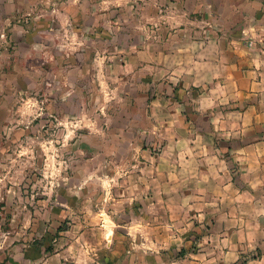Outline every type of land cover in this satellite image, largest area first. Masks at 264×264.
I'll return each instance as SVG.
<instances>
[{"label":"crops","instance_id":"0c3cea01","mask_svg":"<svg viewBox=\"0 0 264 264\" xmlns=\"http://www.w3.org/2000/svg\"><path fill=\"white\" fill-rule=\"evenodd\" d=\"M141 1L147 21L131 27L132 41L123 21L131 0H99V15L81 13L84 28L70 25L64 42L40 15L15 24L0 67L19 63L12 72L25 89H41L61 75L60 61L86 67L91 51L107 76L135 79L126 120L150 148L137 151L146 178L138 173L133 188L201 221L211 209L195 264H264V0Z\"/></svg>","mask_w":264,"mask_h":264},{"label":"rangeland","instance_id":"374dc122","mask_svg":"<svg viewBox=\"0 0 264 264\" xmlns=\"http://www.w3.org/2000/svg\"><path fill=\"white\" fill-rule=\"evenodd\" d=\"M131 1L123 11L130 41L137 38L131 27L147 21L142 1ZM101 5L0 0V62L15 24L32 25L40 15L37 21L54 30L47 33L64 42V30L83 29L82 14L99 15ZM105 51L116 53L107 43ZM95 54L86 52V67L60 61L61 75H49L54 82L41 89H25L14 74L19 63L0 67V264H195L212 211L204 209L201 221L194 209L153 204L150 192L133 188L138 173L146 178L137 151L150 148L126 120L136 81L107 76L108 63L93 62ZM69 68L71 81H64Z\"/></svg>","mask_w":264,"mask_h":264}]
</instances>
